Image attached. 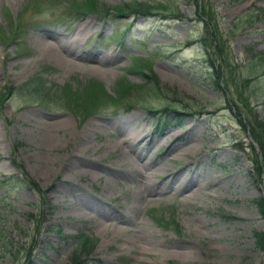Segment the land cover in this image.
<instances>
[{"label":"rangeland","instance_id":"374dc122","mask_svg":"<svg viewBox=\"0 0 264 264\" xmlns=\"http://www.w3.org/2000/svg\"><path fill=\"white\" fill-rule=\"evenodd\" d=\"M29 1L34 0H0V34L4 35H0V91L6 85L18 88L13 96L0 100V264H264V248L255 234L264 232L260 204L264 179L254 164L256 154L260 159L263 156L260 142L238 122L241 113L252 122L246 105L264 120V63L256 66L248 51H264V17L258 13V8L264 10V0L199 2L207 3V9L209 3L213 9L212 29H219L227 59L236 66L238 89L232 78L223 90L209 61L212 57L218 68L222 58L208 54L202 42L206 24L196 12V0H98L100 12L82 14L74 22L55 16L54 12L62 11L60 6L54 7V12L40 13L33 4L27 7ZM37 1L47 8L52 4L51 0ZM131 2H148L151 9L145 14H130L126 9V16L104 13L106 8ZM22 13L24 29L30 26L10 40L13 20ZM124 28L129 32L120 40L118 34ZM43 40L53 44V49ZM57 42L64 46L61 50ZM67 48L79 56L71 59L65 53ZM95 56L103 59L97 61ZM139 56H144L143 62L154 75L132 69ZM90 65L101 70H92ZM221 70L228 74L225 68ZM155 77L159 78V88L154 87ZM248 78L252 80L244 88ZM91 79L102 82L112 96L124 81L134 89L121 108L108 107L83 117L74 112L81 109L58 96L65 88L74 90ZM36 88L41 92L37 94ZM38 95L40 99H35ZM132 112L138 114L134 121L128 118ZM59 117L69 118L77 129L73 139L88 146L90 151L80 157L86 160H81L100 156L97 162L105 165L119 158L124 147L116 142L119 120L121 125L141 132L143 145L153 139L148 147H132L133 154L139 152L144 160L151 159L153 168L162 163L174 171L189 162L194 168L202 160L219 175L235 174L236 179L214 181L211 187L197 180L183 192L172 188L162 191V174L147 170L145 176L160 188L154 194L139 195L135 180L117 175L110 178L101 171L97 175L98 170L79 177L67 161L54 162L51 166L60 174L47 178L38 168L39 157L49 155L38 139L43 135L40 125ZM103 118L110 123L101 121ZM186 125L194 127L203 154H181L172 159L183 144L168 150L167 135ZM214 145L221 149L209 150ZM131 159L137 161L134 155ZM65 176L68 178L60 184L59 192L55 185ZM79 178L87 185L80 192L74 185ZM199 184L204 191L186 200L189 190ZM52 193L57 196L49 198ZM80 193H86L97 209L81 206ZM90 194L104 197L102 203L98 205ZM131 204L138 209L131 215L132 223L125 224L118 218H125L124 205ZM103 205L115 210L110 218L103 210V216L98 212ZM79 206L85 211L83 218L76 219L72 209ZM245 214L250 219L235 224L233 216ZM106 222L122 225L125 230H114L112 225L107 230ZM143 226L150 231L148 237L138 234ZM81 233L89 235L92 242L78 246L75 237ZM187 241L195 244L197 252L192 258L178 252L186 249L183 244Z\"/></svg>","mask_w":264,"mask_h":264},{"label":"bare ground","instance_id":"6f19581e","mask_svg":"<svg viewBox=\"0 0 264 264\" xmlns=\"http://www.w3.org/2000/svg\"><path fill=\"white\" fill-rule=\"evenodd\" d=\"M43 44H45V46L48 49H53L54 47L53 44H50L46 40H43ZM58 45H60L59 42H57L56 46ZM62 47H64L62 44L58 46L60 50L62 49ZM65 53L67 56H72L71 59L77 58L79 56V54H77L76 52L68 48L65 49ZM95 58L97 59V61H101V59H103L102 56H95ZM71 63H73V61ZM90 68L92 70H101V67L98 65H90ZM231 76H232L231 73L223 74L222 79H220L219 82L224 84V81L230 79ZM249 79L250 78H248V80L244 82V85H243L244 88L250 84L252 79L250 80ZM243 114L244 113H241L240 115H238V117L242 116L243 118H245ZM128 115H129L128 118L134 121V119L137 117L138 114H135L134 112H132V113H129ZM101 121H103L104 123H110V119H106V118H103ZM238 122L241 127H243L244 123L246 124V122L243 121L242 119L240 122L239 118H238ZM116 124L118 127V130H117L118 135L116 137V142L117 144L118 143L124 144L123 152L117 160L111 161L112 163L100 165L97 162L100 156H96L95 160H92V159L88 160V158H87V161L81 160V159H85L86 157L80 159V157H84L82 156V154H85L87 151H90V150H88V146L80 145L79 143L81 141L73 139L75 138L74 136L77 135V129L73 128L72 121L69 118L59 117L52 121H45L44 124L40 125L41 126L40 130L43 131V135L40 134L38 139L40 143H44L43 147L45 150L48 151L49 155L47 157H39V166H38L39 172L43 174L44 176H46L47 178L50 176L56 177L57 175L60 174V171L59 170L54 171L51 165L56 161L58 162L67 161L69 163L68 166L71 167V170L73 172H76L79 177L85 175L83 174V172L98 170L97 175H99V171H101V172H107L109 174V177L117 175L127 180H131V181L135 180L136 181L135 192H137L139 195L144 194V193L154 194L156 191H158L157 189L159 187L158 184H156L155 181L154 182L150 181V179L147 178V176H145V174L149 173V171H151L150 174L160 173L164 177L165 181H162L161 183V185L163 184L164 185L163 187L161 186V189H160L162 191L168 188H172L175 191L177 190V191L183 192V191H186V189H189L190 187H192V183L196 182L197 180H200V183H205L207 186L211 187L214 184V181H217L219 183L223 181L231 182L232 179H236L235 174H232V177L226 176V175L223 177L219 175L212 169H209L204 162L203 163L200 162L202 160L198 161V164H196L194 168L192 166H189V164L192 162H189L187 165L182 166L180 167V169H176L174 171L173 170L170 171L167 165L162 164V163L159 164L157 167L153 168L154 162L151 161V159L144 160L142 153H139V152L137 153L135 151L136 153L133 154L132 152V149H133L132 147L137 146L139 148H142V147H148L152 145L153 139H151L149 143H146L143 145L141 132L134 130L130 126L128 127L126 125H121L119 123V120L118 122H116ZM167 136L170 138L168 150H175L177 146L183 144V147H181L178 151H175L174 155H172L171 157L172 159H176L181 154H183L184 156L186 155L190 157L199 156L203 154L202 149H201L202 144L196 138V134H195L193 126L186 125L184 126L183 129L178 131V133H174L172 135L169 134ZM71 142H75L77 144H75L74 146H69V143ZM86 143H88V141H86ZM211 149L220 150L221 147H218V145H214L213 147L209 148V150ZM217 154H220V152H217L216 155ZM133 155L137 157V161H134V159H131L133 158ZM238 166H241V162L238 163ZM86 175L89 177L88 174ZM181 177L183 178L182 182L179 181ZM67 178L68 176L63 177V179L59 181L57 185H55V187H57V191L60 192L62 190L60 188V184L62 183L65 184ZM74 185H76L77 188L76 187L75 188L78 192L82 191V188L86 189L87 187V185L84 184V182H82L80 178H79V181ZM238 185H239V182L236 183V186ZM201 191H204V189H202V186L199 184L196 187L191 188L189 190L190 193H187V195H185V199L187 198L186 200L189 201V199L192 196L194 197L198 195V193ZM138 194L136 195L138 196ZM80 195H81L80 197L81 206L90 208V209L94 208L95 210L97 209V206L96 205L93 206L91 199L86 193H80ZM56 196H57V193H52L49 195V198H54ZM90 196L93 197L91 194ZM105 197H108V196L105 195ZM83 198L85 200H83ZM101 198L104 199V197H101ZM101 198L93 197V200H95L96 203L99 205L100 203H102ZM124 209L126 210L127 215H125V218L123 219L121 218H118V219L121 222L128 224V222L133 221V217L131 215H134L133 211L137 210L138 206L133 205V204L129 206L124 205ZM82 210L85 211L84 208L80 206L74 207L72 209V211L77 213L75 215L76 219L83 218ZM102 210L103 212H105L104 214L106 215L107 218H110V214H113V212H115L114 209L113 210L112 208L110 209V206L105 207L103 205L101 210L99 211L97 210L98 212H100V215L102 216H103L101 212ZM233 218H234L235 224L238 222L246 223L247 219H250V217L247 216L246 214L233 216ZM99 220L100 219L98 218V221ZM111 225L112 224L106 222L105 229L109 230ZM112 226L114 230H118V231L125 230V227L122 225L114 224ZM138 234L143 237H148L150 235V231L145 226H143L141 227V229L138 230ZM146 240L148 241V244L153 245V242H149V238H147ZM183 245H187L186 249L178 251V252L181 253L184 257L192 258L197 252L195 248V244L192 243L191 241H187Z\"/></svg>","mask_w":264,"mask_h":264},{"label":"trees","instance_id":"16d2710c","mask_svg":"<svg viewBox=\"0 0 264 264\" xmlns=\"http://www.w3.org/2000/svg\"><path fill=\"white\" fill-rule=\"evenodd\" d=\"M201 0H196L197 2V13L199 17L202 18L203 22L206 24V31H205V36L202 38V42L205 45V48L207 50V53H210L213 56H218L222 58V64H220L217 68V66L214 64L212 61V57H209V61L212 63V68L214 69L215 75L217 77V85L219 88L223 90L224 84L229 81L230 79L235 80V86L236 89H238V82L236 78V66L233 67V64L231 63L230 59H227L228 56V51L227 49L222 46V44L225 43V40L222 38L221 33H219V29H216L214 31L212 29L211 25V20L214 18V12L213 9L211 8L210 4L208 3V9H207V3L204 5H201L199 2ZM40 2V1H39ZM98 1L97 0H83V1H76L74 2L71 6H67L65 8L66 11L73 12L72 15L73 17H77L79 12H100L98 10ZM203 6V7H202ZM126 9L130 10V14H145L148 13L151 9V5L147 2H132L127 5L123 6H117L115 7V11L118 15L123 16L126 13L124 12ZM212 10V11H211ZM111 9L106 8L105 9V14H111ZM258 13L260 16L264 17V10L260 9L258 10ZM205 15L208 16L205 17ZM126 16V15H125ZM15 33H19L18 29L16 30ZM223 40V41H222ZM224 42V43H223ZM249 52L252 53V63L257 61L256 66L263 65L264 63V51H258L255 52L252 48L248 50ZM250 53V54H251ZM229 57V56H228ZM221 68H225L228 73H231L232 76L230 79L225 80L224 84L220 83L219 80L222 79L223 72ZM154 75V73L152 72ZM235 74V76H233ZM152 76V75H151ZM151 78V77H150ZM154 78V76H153ZM248 79H245L247 81ZM250 80V79H249ZM154 87L159 88L158 85H160L159 78L155 77L154 80ZM120 89L116 90V95L112 96L105 91L103 86L98 83V81H91L86 85H82L81 87H78L76 90H72L70 88H65L61 98L64 100L66 103H70L71 101L78 102L79 100H88L92 101L94 103L98 102H109L111 105L115 107H120L122 105V101H124L125 97L127 95H130L131 91L134 89L133 84H130L127 81L121 82L119 84ZM131 89V91H130ZM7 92H1L0 93V100H4V98L11 96L14 91L16 90L15 87L7 86L6 87ZM118 91V92H117ZM130 91V92H129ZM118 98V99H117ZM98 105L94 104V109L98 110ZM247 110L249 111L250 115H253L252 122L249 123L245 118L242 116H239V120L241 122V119L246 122L244 123L243 128L248 131L249 135L255 140L257 139L258 142H260V148L262 152L263 158L260 159V154L255 155L254 159V164H255V169L257 170L258 174L260 175L261 179H264L263 177V163L261 160H264V120L260 119L255 113L254 109L250 105H246ZM263 144V145H262ZM253 144H251V147L253 148ZM264 183V182H263ZM260 204L262 211L264 212V198H260ZM59 231V230H58ZM60 232V231H59ZM257 241L260 243V245L264 248V232L263 231H257L255 232ZM91 237L85 233H81L78 236L75 237L76 244L80 247H83L84 245L91 243L92 240L90 239ZM30 254H28V259L30 258Z\"/></svg>","mask_w":264,"mask_h":264}]
</instances>
